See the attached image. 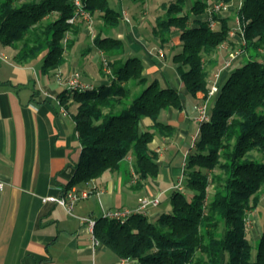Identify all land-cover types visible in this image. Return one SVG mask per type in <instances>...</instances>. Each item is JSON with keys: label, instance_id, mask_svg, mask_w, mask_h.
I'll return each instance as SVG.
<instances>
[{"label": "trees", "instance_id": "1", "mask_svg": "<svg viewBox=\"0 0 264 264\" xmlns=\"http://www.w3.org/2000/svg\"><path fill=\"white\" fill-rule=\"evenodd\" d=\"M213 1L191 0L188 7L187 0L165 3L152 29L161 45L179 32L181 50L172 62L186 91L200 93L203 102L210 90L208 69L216 64L212 54L229 42L232 30L228 16L213 14L214 28L203 17ZM82 12L99 13L104 27L93 46L105 54L109 73L106 84L59 94L61 103L70 98L76 104L81 146L65 188H82L105 171L127 166L130 155L138 179L155 178L159 164L150 143L174 130L159 115L169 107L181 109L182 100L176 88L159 89L156 79L149 81L139 57H124L121 39L102 35L122 18L108 0H80L79 8L74 0H0V44L18 46L17 61L45 52L42 70L56 69L82 29L77 20ZM234 17L242 28L239 57H244L207 101L209 118L200 123L184 160L183 190H172L170 211L153 221L141 213L123 223L96 219L95 238L119 258L138 264H264V211L255 256L247 237V215L259 206L264 188V0H241ZM145 118L151 121L146 127Z\"/></svg>", "mask_w": 264, "mask_h": 264}, {"label": "crops", "instance_id": "2", "mask_svg": "<svg viewBox=\"0 0 264 264\" xmlns=\"http://www.w3.org/2000/svg\"><path fill=\"white\" fill-rule=\"evenodd\" d=\"M240 1L229 4L222 16L230 17ZM188 3L191 4V0H187V6ZM120 6L119 12H126V17H122L125 27L132 26L127 11L122 4ZM158 12L157 16L160 15ZM134 24L141 25L136 17L133 18ZM178 33L173 32V41L179 39ZM81 34L88 36L86 31ZM116 38L128 40L124 57L140 56L145 75L156 77L160 73L165 86L179 91L182 108L169 107L159 115V120L174 130L171 135L157 134L150 143L159 164L155 178L138 179L132 170L133 157L130 155L125 160L127 166L123 164L119 170L105 171L82 186L93 188L92 194L74 205L73 214L54 202L43 201L45 197L59 196L65 189L75 173L81 151L73 119L76 104L70 98L61 103L59 94L63 91L67 95L71 93L68 80L73 71H79L82 83L94 86L108 83L107 76L101 71L100 61L104 53L94 46L88 47L86 60L93 53L94 60L99 62V68L91 69L66 51L64 63L45 72L42 70L45 52L32 60L17 61L18 46L0 44V264H138L134 259L119 258L100 242L93 246L92 234L87 225L80 222V217L90 216L96 220L106 210L136 209L139 199L146 196L159 197L160 201L158 206L149 208V220L170 211V203L159 207L161 195L172 192L183 178V162L171 165L178 151L188 143L185 160L191 140L198 134L200 124L194 111L201 94L191 95L192 99L185 98L189 93L172 62V42L161 45L155 36H150L145 43L142 36L121 31ZM86 40L93 39L87 37ZM236 43H239L237 34L230 36L229 42L212 54L216 64L208 69L209 85ZM243 57L221 71L218 85ZM143 124L149 126L151 121L145 118ZM163 184L165 186L161 187ZM94 186L97 187V196Z\"/></svg>", "mask_w": 264, "mask_h": 264}, {"label": "rangeland", "instance_id": "3", "mask_svg": "<svg viewBox=\"0 0 264 264\" xmlns=\"http://www.w3.org/2000/svg\"><path fill=\"white\" fill-rule=\"evenodd\" d=\"M108 1H109V5L113 9L117 10L118 12L121 8L120 5L122 4L123 9L126 10L128 13L127 17L129 18V21L131 22L132 26H126L127 27L126 28L125 23L121 18L116 27H112V28L106 27V30L103 31L102 35L103 36L109 35L112 37H117L118 32H120V31L122 33L128 32V34H131V35H135V36H139V37L142 36V39L145 40V43H147V41H146L147 38H149L150 36L153 38V33L151 32V28H152L153 24L155 23L157 12L159 11L158 14L163 15V11H164L163 9L164 8L162 5L165 3L172 2L174 0H121V1L120 0H108ZM189 4L190 3H188V6H190ZM124 13H125V15H124ZM98 16H99L98 12H96L94 14V17H93V15H89L88 13H83V12L78 16L77 20L80 19L78 21L81 23L82 29L79 32V34L76 36L75 42H74L73 46L71 47V49L67 50V53L69 52L71 55L76 56V58L78 60L80 59L81 61H83L82 63L87 64L91 69L92 68L95 69L96 67L99 68V62L97 60H94V58H93L94 54L93 53L89 54L87 57L88 59L86 60L85 57L87 56L88 53L86 54L85 52L88 49V47L93 46V40H91L90 42H87L86 39H87V37L93 39L94 36L97 33H99L101 31V29L104 27V26H102L101 20H100V23L98 22V19H100ZM125 16H126V12L125 11L121 12V17L125 18ZM134 17H136L138 19V21L141 24L140 26L135 25V24L133 25V18ZM230 17H231V20H229V25L231 26V29H233V27H235V25H236L234 12H232L230 14ZM132 27H134V28H132ZM136 29H139V31H136ZM82 31H86L88 36H84V35L82 36V34H81ZM235 35H236V33H235ZM68 36L71 37V34L69 33ZM123 40L125 41V39H123ZM126 42L128 43V40H126L124 42V48H125ZM171 42L173 43V45H171V46H172V48H174L173 53L171 54V55H173L175 52H178L181 50V46H180V40L179 39L174 40V41L171 40L170 43ZM231 48L232 49H230L229 53L238 52L241 49V44L236 43V44L232 45ZM166 52H167V56H168V51L166 50ZM104 57H105V54L102 56L100 63L102 64L103 69L105 67V70H106V68L109 70V66L108 65L105 66L103 64ZM227 58H228V56H227ZM105 70H103L104 75L108 74L107 72H105ZM167 71L171 72V70H169V69ZM172 73H173V71H172ZM147 78L149 81L156 79L157 80V87L159 89L164 88V87H168V86H165L164 79L162 78V75L160 73L156 77H148L147 76ZM135 90L137 91V93H139L142 90V87L138 86ZM182 96H184L183 92H182ZM185 98L192 99V96L190 94H186ZM199 102L201 104L204 103L202 101V99ZM194 112L197 113L196 108H195ZM195 137L197 138V135H195ZM188 146L189 145L187 143V145L185 147H182L178 151L177 157H175V159L171 165L172 167L177 162H179V163L183 162V164H184L183 157L186 154L184 152H186ZM162 168H164V166ZM164 186H165V184L161 185V187H164ZM179 186L182 187V180H181V183L179 184ZM160 189H162V188H160ZM175 189H179V188L176 187ZM211 193H212V187H209L208 188V194L211 195ZM170 194H171V191H168V192H165L161 195V205L159 206L160 208H163L170 203ZM263 211H264V188L262 190L261 201H260L259 206L256 208V210L249 212V214L247 215V226H248L247 237L250 239L251 245L253 247V249H252L253 256H255V253H256L255 247H256V243L258 241L257 236L259 235V228H261L260 226H261V222H262ZM70 214H73V210ZM150 221H152V220H150Z\"/></svg>", "mask_w": 264, "mask_h": 264}, {"label": "built area", "instance_id": "4", "mask_svg": "<svg viewBox=\"0 0 264 264\" xmlns=\"http://www.w3.org/2000/svg\"><path fill=\"white\" fill-rule=\"evenodd\" d=\"M74 3L76 4V6L79 8L80 7V0H74ZM227 3L221 1V0H214L209 8L207 9L206 12V16L205 18L208 19L209 24L212 28H214L216 26V20L212 18V15H222L224 12L227 11L228 8ZM125 15V13H124ZM126 17V16H125ZM72 19H70V21H72ZM236 29H232L229 32L230 36H234L235 33L238 35L239 37V42H243V32H242V28L240 26L239 21L236 19ZM234 30V31H233ZM238 31V32H237ZM240 56V51L238 52H231L228 53V58L223 62L222 67L219 68L216 73L214 74V81L213 83L210 85V90L208 92V99L210 97H212V95H214L217 90H218V80L221 74V71H223L224 69H228L230 68L234 62H236L238 60ZM103 64L106 66L107 63L106 61L103 59ZM105 70V67L104 69ZM105 72L109 73V70L106 68ZM94 85L92 84H85L82 83L80 81V73L79 71H73V73L70 75L69 80H68V88L69 90H73V89H79V90H85L88 88H93ZM204 101V103H200L198 104L195 108H196V112H197V121L199 122V124L205 120H207L209 118L208 113H207V101ZM197 135V134H196ZM196 140V137L194 136L192 139V145H194V142ZM1 183H0V188H1ZM179 189H182L181 186H178ZM92 190L93 188H78V187H71V188H65L63 189V191L61 192V194L59 196H50V197H45L43 198V201H50V202H54L62 207H64L67 212L71 213L73 210L74 205L82 200V199H86L88 197L91 196L92 194ZM94 194L97 196V187L94 186ZM160 203L159 201V197H150V196H146V197H142L139 199L138 201V206L136 207V209H128V208H116V209H110V210H106L102 212V217L106 218V219H112L115 221H118L120 223H123L125 221V219L133 214V213H141L143 215L148 216V210L150 207H154V206H158ZM80 222L81 223H85L89 229V231L92 234V245L96 246L99 244V241L95 238L94 234H93V228L95 225L96 220L93 217L90 216H86V217H80Z\"/></svg>", "mask_w": 264, "mask_h": 264}]
</instances>
